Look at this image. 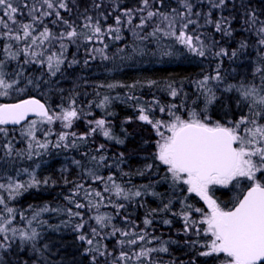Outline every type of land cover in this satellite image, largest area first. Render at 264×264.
<instances>
[{
	"label": "snow or ice",
	"instance_id": "snow-or-ice-1",
	"mask_svg": "<svg viewBox=\"0 0 264 264\" xmlns=\"http://www.w3.org/2000/svg\"><path fill=\"white\" fill-rule=\"evenodd\" d=\"M177 3L178 7L164 10L165 0H138L137 7H124L120 0H107L106 4L105 0H93L91 10L85 7L80 11L76 0H0V97L23 94L15 103H0V170H3L0 253L3 256H7L18 240L20 246L28 245L36 253L35 264H51L46 256L49 246L41 244L39 229L46 221L40 217L45 212H64L70 218L66 223L73 217L79 218L74 230L80 232L78 239L86 243L84 251L91 264H101V261L104 264H178L171 257L170 245L179 241L164 239L149 231L157 216L170 215L182 221L179 231L187 237L184 247L202 249L197 256L212 258L218 264H264V11L252 7V0H177ZM109 16L113 20L111 24L107 23ZM145 29L150 30L145 32ZM125 30L135 37L131 54L118 55L129 47L126 45L109 55L107 41H122ZM239 33L247 35L231 51L221 47L215 38L218 34L221 40H236ZM251 38L254 44H250ZM165 40L173 43H162ZM151 41H155L156 51L149 53L146 42ZM175 45L182 46L184 53H177ZM72 47L75 53L70 51ZM81 47L85 51V67L97 59L115 61L154 56L157 52L162 57L186 53L199 58L232 59L249 47H255L257 61L253 80L236 84L227 81L221 74V64L217 63L214 74H204L192 82L195 99L191 105L183 83L174 80L95 85L97 89L109 91L122 87L129 88L130 92L137 87L157 88L173 100L180 99L179 104H164L155 95L145 100L126 94L122 100L134 102L136 120L150 125L157 137L151 154L153 163H146L135 173L125 172L121 168L124 153L109 157L104 143L95 145L94 152L85 151L80 154L81 159L71 160L81 170L82 178L71 182L73 187L65 199L77 210L51 208L47 204L38 209L30 206V218L19 213L26 225L14 226L18 212L9 201L22 190L47 185L51 178H38L39 164L32 169L21 168L15 176L7 175V167L19 160L41 156L42 150L50 146L79 151L97 136L117 144L125 142L116 135L109 119L115 116L109 108L114 100L122 99L119 95H101L97 91V100L85 105L79 102L81 94L75 88L66 94L59 87L68 70L81 64L77 57ZM32 66H36L35 71L29 70ZM218 93L234 95L222 100ZM53 95L60 98L55 106L49 102ZM228 100L234 103L235 109ZM218 103L224 109L223 116L213 120L209 111ZM93 109L102 110V114L97 117ZM156 112L167 119L157 117ZM32 115L37 119L29 120ZM230 115L233 118L227 119ZM81 120L87 127L77 133L72 129ZM131 121L132 117L125 120ZM57 124L61 130L54 132ZM8 125L21 126L24 149L16 147ZM160 165L164 166V175L159 179L140 185L131 182L132 175L143 177L154 168L158 175ZM113 168L119 171H111ZM103 169L109 170L106 176L101 174ZM22 176H27V180ZM65 183L70 182L65 180ZM92 183L103 187L97 190ZM161 183L169 185L171 194L166 200L164 194L155 190ZM233 190L235 194L229 196ZM81 194L84 202L76 199ZM192 195L204 207L190 203ZM148 196L157 198L160 204L146 209L143 227L130 219L131 213L122 216L131 204L145 208L142 201ZM223 196L228 199H222ZM109 207L112 212L101 211ZM85 209L90 213L87 220L81 211ZM118 217L124 227L115 223ZM172 218H162L160 223L171 226ZM86 227L88 231H82ZM116 237H120L118 248L110 251L102 241ZM0 264H10V261L0 257ZM190 264H195V260Z\"/></svg>",
	"mask_w": 264,
	"mask_h": 264
},
{
	"label": "trees",
	"instance_id": "trees-1",
	"mask_svg": "<svg viewBox=\"0 0 264 264\" xmlns=\"http://www.w3.org/2000/svg\"><path fill=\"white\" fill-rule=\"evenodd\" d=\"M76 2L80 5V11H83L85 7L91 10L93 0H76ZM107 0H105V4ZM120 3L124 7H137L138 0H120ZM178 7L177 0H165L164 10L168 8ZM252 7L256 8L257 11H264V0H252ZM111 11V9H108ZM91 14V11H90ZM227 14V13H225ZM67 13L65 16L67 17ZM264 18V17H262ZM138 20H134V23H137ZM108 24L113 23L112 17L109 16ZM246 33H239L236 37V40H221L220 35H216V39L220 41V46L228 48L229 51L238 47V41L245 37ZM124 39L122 41L112 42L108 40L109 43V55L116 53L118 48H124L126 45L129 46L125 49L124 53H120L118 55L125 56L131 54V46L133 45V41L135 37L127 30L123 32ZM254 38L250 39V44H254ZM162 43L164 44H172V41L165 40ZM144 47L145 45H140ZM146 47L148 52H155V41L146 42ZM175 49L177 53H184V49L180 45H175ZM71 52L75 53V47L70 49ZM77 57L81 60V64L75 66L73 69L68 70L66 78H62L59 83V87L65 90V93H69L73 88L81 95L79 97V102L82 104H87L89 101L97 100V96L95 93L99 91L101 95L107 94L104 88L97 89L94 87L99 84H107V83H122L125 85H131L136 81H145L148 79H153L162 82L168 81H176L178 84L183 83L184 92H186L191 99L188 101L189 105H191V101L195 99V85L192 83L195 80H198L204 74H214V70L216 68V64H221V74L226 76V79L229 83H239L240 81H251L253 80V70L257 61V51L255 47H249L245 49L242 53H238L236 58L229 59L227 57L216 59V58H199L192 57L188 54L176 55V56H161L158 52L156 55H144V56H133L132 59H116L115 61H100L99 59L95 61H91L88 67L83 65V60L86 58L84 48L81 47L79 53H77ZM71 58V56L69 57ZM14 66V65H12ZM36 66L30 67V71H35ZM108 69H112L108 71ZM258 81L259 77H255ZM122 88H116V91H122ZM161 95L157 96L156 92H160ZM165 92L162 90H158L157 88L148 87H137L134 90V95L137 97H141L145 100H151L153 95L158 97L163 102V96ZM222 100L225 97L233 96L234 94H221ZM21 96H9L6 97L7 101H16ZM49 102L54 106L55 104L60 103V98L58 95H53L49 98ZM235 109V105L231 100H228ZM203 105H201L202 107ZM113 112L115 113V122L114 131L117 136L121 139H124L123 144H117L114 141H106L102 137H95L92 140L88 141L87 147H81L79 151L76 150H66L65 154L68 155L67 165L68 171L66 174L60 172L61 161L59 160L62 154L54 153L51 156H57L56 160L52 159L48 164L43 165L40 170V178L43 180L45 178L50 177V181L47 185L42 184L41 189L37 190H29L25 194H23L17 201L12 202L11 206L17 209L18 215L16 220L14 221V226L22 221L19 213H23L27 217H31L32 208H40L47 204L51 208H57L58 205L68 204L65 197H67L73 187L71 182L73 181H81L82 173L79 168L71 163L72 158L81 159V153L85 151H93L95 145H99L101 142L108 143L109 149H107L106 155L112 157L118 153H124V164L121 165V168L125 172L135 173L138 169H142L146 163H153L150 155L148 159L143 158L145 155L144 149L148 146L152 135L148 133L143 128H147L145 126L137 125L135 128V132L131 130V124L122 125L120 120L127 118V116H132L136 112L134 102L127 101H113V104L110 106ZM95 110V115L99 117L100 110ZM224 109L220 107V104H216L213 108L210 109L209 114L215 117V120L221 119L223 116ZM233 118L231 115L227 117V119ZM20 126V125H19ZM86 123L81 120L77 121L73 131L77 133H81L86 129ZM126 130V133L125 131ZM17 137H20L17 135ZM12 138V136H10ZM55 141V136L52 137ZM14 142L16 147L25 146V143L21 140H16L14 138ZM147 141L148 143H145ZM64 154V153H63ZM44 158V157H43ZM19 166H23V163H15L12 166L7 167V175H14L18 170ZM108 169H103L101 174L107 175ZM111 171L118 172L119 169H111ZM3 174V170H0V175ZM164 175V166L160 165L157 175V169H153L151 174H146L145 176H136L132 175L130 177L131 182L136 185L148 183L150 180L159 179ZM119 179V177H117ZM128 179V178H125ZM65 180L70 183H65ZM93 188L99 190L103 186L100 184L92 185ZM157 192L164 194L165 200L168 195H170L169 185L167 183H161L156 185ZM220 195V193H217ZM227 196H223L222 199ZM78 202H84L82 198V194L76 197ZM190 203L194 204L196 207H204L203 203L199 201L195 195H192L190 198ZM145 204V208H139L135 204H131L128 206L127 211L122 213L123 215H127L131 213L130 219L138 223L141 227H143L142 220L145 215L147 208H155L158 207L160 201L157 198L148 196L142 201ZM69 206L74 207L72 204H68ZM177 208L179 205L176 206ZM74 209L73 211H76ZM108 212H112V209L106 208ZM84 214V219L87 220L90 213L85 210H81ZM162 218H172L170 215L167 217L157 216L154 222L152 229L149 231H154L155 235L163 236L164 239L171 238L173 240L179 241L178 244L170 245L171 257L176 258L177 262H183V264H190L191 261L195 260V264H218V261L213 260L209 257H199L196 253L202 249H190L188 247H184L183 241L187 238L182 232L179 230L182 229V221L179 218H172L173 224L171 226H166L160 223ZM40 220L46 221V223L40 226V231L42 233L41 244H48L49 250L46 253L47 259L51 261V264H91L90 258L85 253V248L87 247L85 242H82L78 239L80 232L74 230V225L79 223V218H71L70 223H66L70 220L67 213L60 212H45L42 213ZM91 221H89V224ZM117 226L124 227L122 224L121 217H118L115 221ZM87 232L86 230H82ZM120 237L110 238L102 241V243L106 244L108 249L111 251L113 249H117V240ZM0 257L5 259L6 261H10V264H35L36 262V253L31 250V247L28 245L20 246L19 241L17 240L13 243L12 248L8 251L7 256H3L0 253ZM165 259H169L170 257L165 256ZM101 264H104L101 261Z\"/></svg>",
	"mask_w": 264,
	"mask_h": 264
},
{
	"label": "rangeland",
	"instance_id": "rangeland-1",
	"mask_svg": "<svg viewBox=\"0 0 264 264\" xmlns=\"http://www.w3.org/2000/svg\"><path fill=\"white\" fill-rule=\"evenodd\" d=\"M149 30L150 29H145V32H147ZM126 56H128V55H126ZM104 92H106L107 94H110L113 97L119 95L122 98L120 100H123V98L125 97L126 94L134 95V90L130 92L129 88H127V87H124V89L122 91H116L115 89L109 91V90L105 89ZM156 94H157V96H160L161 95V91L160 92H156ZM5 99H6V97H0V103L6 102ZM120 100H114V101H120ZM7 102H9V101H7ZM163 102H164V104H166V103H172V102H175V103L179 104L180 103V99L178 98V99L173 100V98L169 97L165 93L164 96H163ZM93 111L95 113V110H93ZM109 111H112L113 112L114 110H112V108L110 107L109 108ZM100 114H102V110H100ZM136 115H137V113L135 112L134 115L127 116V117H132V121L131 122L126 123L125 122L126 118H124L123 120H120V122H121L122 125L131 124V130L133 132H135V128L137 127V125L147 127V128H143V129H145L146 131H148V133L150 135H152L151 139H153V140H151L149 142L148 146L144 149V151L146 153L143 156V158L146 159V157H147V159H148V156L150 155V157H151V154L154 153V151H155V146L154 145H155V140H156L157 137H156L155 133L153 132V130H152V128H151L150 125L144 124L143 122H139L138 120H136V118H135ZM156 116L159 117V118H162V119H167L166 116H164L163 114H160L159 112H156ZM212 118H213V120H215V117L212 116ZM35 119H37V117L31 118L29 120H35ZM109 119L114 123L113 126L115 127V122L117 121L115 119V117H109ZM8 128H9V131H10V134H11L10 136H12V138L14 137V138H16V140H21L22 141V137L20 136L21 126L8 127ZM60 130H61V127H60L59 124H57L55 126V128H54V132H59ZM17 135H19L20 137H17ZM52 140H53V142H55L53 138H52ZM101 143H103V142H101ZM104 144L106 145V148L109 149L108 143L105 142ZM24 148H25V146H22V147L20 146L18 149H24ZM65 151L66 150L65 149H62V148L61 149H57V148H54V147H51L50 146L48 150H46V151H43L42 150V155L41 156L33 157L32 160H19V161H16L15 163H20V164L23 163V166H19L18 167V170L21 169V168H29V169L36 168V165L39 164V167L36 168V174H37L38 178L41 179L39 177L40 176L39 173H40V170H41L42 166L48 164L49 161H51L52 159L56 160L58 158V155L57 156L55 155L53 157V156H51V154L59 153V154H62V156L59 159L61 161V164H62L61 165V168H60V172H63L64 174H66L67 171H68L67 165H69V163H67V161H68V158H70V157L65 154ZM64 169H66V171H64ZM12 176H15V174L12 175ZM21 178L23 180H27V176H22ZM92 185H97V183H92ZM41 186H42V184L39 187H32V188H28L27 190H22L20 195H18L14 200L9 201V205L11 206L12 202L17 201L27 191L41 189L40 188ZM234 194H235V190H233V192L229 193V196L230 195H234ZM224 199L227 200L228 199V196L226 198H224ZM56 207H62V208H68V207H70L73 210L75 209V206L72 207V206H69L68 204L58 205ZM101 211H108V210H106L105 208H102ZM90 224H92V226H94V223L93 222H91ZM25 225H26V220H23L22 219V221L20 223H18L16 226L17 227H23ZM83 230H86L87 231L88 230V227H86Z\"/></svg>",
	"mask_w": 264,
	"mask_h": 264
},
{
	"label": "water",
	"instance_id": "water-1",
	"mask_svg": "<svg viewBox=\"0 0 264 264\" xmlns=\"http://www.w3.org/2000/svg\"><path fill=\"white\" fill-rule=\"evenodd\" d=\"M15 102H17V100H16V101H11V102H3V103H15ZM31 117H35V116L32 115V116L29 117V119H30ZM15 126H18V125H8V127H15Z\"/></svg>",
	"mask_w": 264,
	"mask_h": 264
},
{
	"label": "flooded vegetation",
	"instance_id": "flooded-vegetation-1",
	"mask_svg": "<svg viewBox=\"0 0 264 264\" xmlns=\"http://www.w3.org/2000/svg\"><path fill=\"white\" fill-rule=\"evenodd\" d=\"M113 123V122H112ZM113 125H114V123H113Z\"/></svg>",
	"mask_w": 264,
	"mask_h": 264
}]
</instances>
